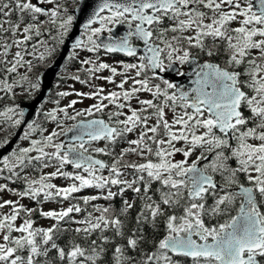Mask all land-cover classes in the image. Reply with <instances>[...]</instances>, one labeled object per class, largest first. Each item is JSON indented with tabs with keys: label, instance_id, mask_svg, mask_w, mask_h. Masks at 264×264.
<instances>
[{
	"label": "snow or ice",
	"instance_id": "obj_1",
	"mask_svg": "<svg viewBox=\"0 0 264 264\" xmlns=\"http://www.w3.org/2000/svg\"><path fill=\"white\" fill-rule=\"evenodd\" d=\"M0 133V264H264V0H0Z\"/></svg>",
	"mask_w": 264,
	"mask_h": 264
},
{
	"label": "water",
	"instance_id": "obj_2",
	"mask_svg": "<svg viewBox=\"0 0 264 264\" xmlns=\"http://www.w3.org/2000/svg\"><path fill=\"white\" fill-rule=\"evenodd\" d=\"M77 15L80 16L79 12H77ZM83 19H84V17L80 16V20H83ZM77 27H79V24L77 25ZM66 51H67V49H64V51L61 53L60 58L55 61V66H53L51 68L48 67L45 70H43V72L41 73V75H43V77H44L45 95L47 97L50 94V92H48V89L52 88L53 82H54L55 78L57 77V74L60 73V71H61L60 69L67 62L64 59V54L66 53ZM23 107L25 108L26 115H28L29 113H31L35 110L36 104L32 103V102H28V103L24 104ZM23 130H24V128L22 126L21 129L16 131L15 135L12 138V143L8 146V148L3 150L5 153L10 151L11 148L15 146V144L18 142V137H19L20 133L23 132Z\"/></svg>",
	"mask_w": 264,
	"mask_h": 264
},
{
	"label": "rangeland",
	"instance_id": "obj_3",
	"mask_svg": "<svg viewBox=\"0 0 264 264\" xmlns=\"http://www.w3.org/2000/svg\"><path fill=\"white\" fill-rule=\"evenodd\" d=\"M41 70H36V72H37V74H39V72H40ZM69 71H74V70H69ZM103 75H108V73L107 72H105V73H103ZM117 79H119V78H117ZM69 83H71V81H69ZM98 83H101V84H103V86L105 87V88H112L113 86L112 85H108V84H105L103 81H98ZM65 85L64 84H60V87L59 88H57L56 87V90L54 91V97H53V99H55V93L57 92V91H61V90H64L65 89ZM75 87L78 89V90H80V91H88L89 89L87 88V87H85V86H82V85H80V84H76L75 85ZM76 97H74V96H72V97H69L67 100H64V101H62V103H67L68 102V100H70V99H75ZM94 101H92V100H85L82 104H78L77 105V107L78 108H84V107H87L88 105H90L91 103H93ZM53 105L51 104V103H49V104H47L46 105V107L47 108H51ZM170 118V117H169ZM25 142H21L20 144H24ZM181 157H177V159H180ZM56 183H58V184H62L63 183V181H56ZM9 198H12V197H10V196H8V195H5V199H9ZM25 203H28V201H25ZM50 207H55V205H46L45 206V210H47L48 208H50ZM40 223L41 224H43L44 226H47L48 225V221H40Z\"/></svg>",
	"mask_w": 264,
	"mask_h": 264
},
{
	"label": "flooded vegetation",
	"instance_id": "obj_4",
	"mask_svg": "<svg viewBox=\"0 0 264 264\" xmlns=\"http://www.w3.org/2000/svg\"><path fill=\"white\" fill-rule=\"evenodd\" d=\"M34 2H35V0H34ZM117 59H122V57H116ZM49 66L48 65H44V66H41V67H38L36 70H45L46 68H48ZM187 67V66H186ZM65 68H67V70H74V67H73V65L71 64V62H66L65 64H64V66L60 69L61 71H60V73L59 74H62L64 71H65ZM42 72V71H41ZM41 72H39V74L41 73ZM36 74H37V72H36ZM182 79V78H181ZM58 83V80H57V77L55 78V80H54V82H53V85H52V90H53V93L51 94L52 96L54 95V91L56 90V84ZM51 90V91H52ZM51 95H50V97L48 96V98L49 99H51L52 97H51ZM17 102L18 103H20L22 106L24 105V104H26V103H28V102H31V101H29L28 100V98L27 97H18V100H17ZM47 104H49L48 102H46V104H45V106L47 105ZM12 131V133H13V136L15 135V133H16V131H17V129H12L11 130ZM24 131V130H23ZM3 135V133H0V136H2ZM13 136H12V138H13ZM22 141H19V143H21ZM17 144V143H16ZM16 144H15V146H16Z\"/></svg>",
	"mask_w": 264,
	"mask_h": 264
},
{
	"label": "trees",
	"instance_id": "obj_5",
	"mask_svg": "<svg viewBox=\"0 0 264 264\" xmlns=\"http://www.w3.org/2000/svg\"><path fill=\"white\" fill-rule=\"evenodd\" d=\"M41 71H42V70H41ZM41 71H40V72H41ZM52 93H53V90L50 92V94H49L48 96L50 97V95H51ZM51 97H52L51 99H53L54 95H53V96L51 95Z\"/></svg>",
	"mask_w": 264,
	"mask_h": 264
}]
</instances>
